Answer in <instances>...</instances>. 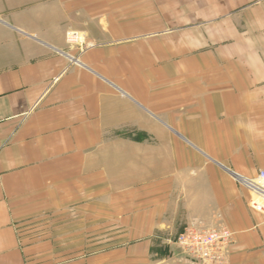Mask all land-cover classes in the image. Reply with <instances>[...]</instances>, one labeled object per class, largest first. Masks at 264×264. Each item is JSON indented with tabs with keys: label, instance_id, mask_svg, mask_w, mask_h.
Wrapping results in <instances>:
<instances>
[{
	"label": "crops",
	"instance_id": "obj_1",
	"mask_svg": "<svg viewBox=\"0 0 264 264\" xmlns=\"http://www.w3.org/2000/svg\"><path fill=\"white\" fill-rule=\"evenodd\" d=\"M61 1L0 0V264H187V225L264 264V0Z\"/></svg>",
	"mask_w": 264,
	"mask_h": 264
},
{
	"label": "built area",
	"instance_id": "obj_2",
	"mask_svg": "<svg viewBox=\"0 0 264 264\" xmlns=\"http://www.w3.org/2000/svg\"><path fill=\"white\" fill-rule=\"evenodd\" d=\"M238 181L251 194L250 208L264 213V170H259L253 179ZM232 241V233L226 227L187 225L173 244L180 259L187 264H227Z\"/></svg>",
	"mask_w": 264,
	"mask_h": 264
},
{
	"label": "rangeland",
	"instance_id": "obj_3",
	"mask_svg": "<svg viewBox=\"0 0 264 264\" xmlns=\"http://www.w3.org/2000/svg\"><path fill=\"white\" fill-rule=\"evenodd\" d=\"M100 0H64V1H61V5H60V8H63V9H68V8H76L78 9L79 7H81L83 4H90L92 6V9H99L98 8V3H99ZM111 0H108V6H107V9H110L109 8V2ZM114 1V0H113ZM133 1V2H131ZM148 1L149 0H138V13H139V19L140 20H146L149 18H152L153 16V10H149L147 8V5H148ZM122 2V7H121V12L125 13V12H129L130 10L134 9V0H121ZM114 4V3H113ZM153 19H157V17H153ZM202 32V31H201ZM203 34H205L206 32L203 31L202 32ZM75 35L74 34H69L68 33V36H67V40L69 42H74L72 41L73 37ZM76 42V41H75ZM141 135V134H140ZM143 137V135H141ZM150 137L152 138V136L150 135ZM67 209H62V210H59V216H64L66 217L67 216ZM71 213H73L71 211ZM39 225H38V235L43 232V234H47L49 236V238H51L52 240L54 241H57L58 239L60 240H63V241H60L62 243H65L66 242V234H67V224L64 223H61V222H54V223H51L50 219L48 221L46 220H42V221H39L38 222ZM70 227V226H69ZM75 229H79L81 230L82 228V224H79V225H74ZM41 228H43V230L41 231ZM183 230V229H182ZM181 230V231H182ZM41 231V232H40ZM178 235V234H177ZM176 235V236H177ZM175 236V238H176ZM174 238V240H175ZM173 240V242H174Z\"/></svg>",
	"mask_w": 264,
	"mask_h": 264
},
{
	"label": "bare ground",
	"instance_id": "obj_4",
	"mask_svg": "<svg viewBox=\"0 0 264 264\" xmlns=\"http://www.w3.org/2000/svg\"><path fill=\"white\" fill-rule=\"evenodd\" d=\"M81 39H82V38H80V37H76V36H74L73 39H72V41H74V42H75V41H78V40L81 41Z\"/></svg>",
	"mask_w": 264,
	"mask_h": 264
}]
</instances>
